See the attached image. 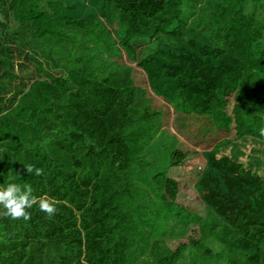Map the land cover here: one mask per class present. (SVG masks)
<instances>
[{"label":"trees","instance_id":"1","mask_svg":"<svg viewBox=\"0 0 264 264\" xmlns=\"http://www.w3.org/2000/svg\"><path fill=\"white\" fill-rule=\"evenodd\" d=\"M183 2L0 0V264H264V0Z\"/></svg>","mask_w":264,"mask_h":264},{"label":"clouds","instance_id":"2","mask_svg":"<svg viewBox=\"0 0 264 264\" xmlns=\"http://www.w3.org/2000/svg\"><path fill=\"white\" fill-rule=\"evenodd\" d=\"M261 136H264V127L259 129ZM28 175L41 176L44 174L42 168L34 167L31 164L24 166ZM33 189L30 184L23 186L17 183H8L6 187H0V217H10L13 220L28 221L31 219V213L27 209L36 206L39 211L52 217L57 212V205L61 201L56 200L49 195L35 196L32 194ZM66 204V202H63ZM82 264H86V260H82Z\"/></svg>","mask_w":264,"mask_h":264},{"label":"rangeland","instance_id":"3","mask_svg":"<svg viewBox=\"0 0 264 264\" xmlns=\"http://www.w3.org/2000/svg\"><path fill=\"white\" fill-rule=\"evenodd\" d=\"M198 2V6H196ZM210 0H184L183 2V18H185L186 20H189L192 18L193 15V19L199 18V11H202L204 14H202V17L207 18L208 17V12H209V4ZM208 3V4H207ZM207 4V7H206ZM195 13V15H194ZM174 124L175 125V121H173V119L170 121V124ZM170 129L173 130L172 125H170ZM188 130L192 131V136H194V132L196 130H194V127H192L191 129L188 128ZM201 133V132H200ZM198 133L199 137V145L195 144L193 142V146L198 147L201 155L191 159L188 164L186 166L183 167V169L180 170L181 173V177L184 178L186 181H189L191 183H193L199 173L201 172V170L204 167V163L205 160L202 157V153H204L206 150H208L210 148V140H209V136L210 135H206L205 132H203V134ZM206 136V137H205ZM186 137L188 136H184L183 139L185 140V142L187 141ZM195 140V139H194ZM188 143V142H187ZM174 173L175 175L179 174V170H175L172 172V174ZM193 185V184H192ZM181 197L183 198L182 200H184V202H188L192 205V208L196 207L199 208L198 206H201V197L199 194V190L197 188H187L185 190L182 191L181 193ZM177 227V226H176Z\"/></svg>","mask_w":264,"mask_h":264}]
</instances>
